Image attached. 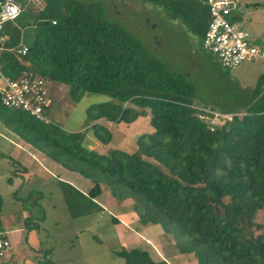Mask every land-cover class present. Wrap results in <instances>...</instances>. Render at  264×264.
Listing matches in <instances>:
<instances>
[{
    "label": "trees",
    "instance_id": "16d2710c",
    "mask_svg": "<svg viewBox=\"0 0 264 264\" xmlns=\"http://www.w3.org/2000/svg\"><path fill=\"white\" fill-rule=\"evenodd\" d=\"M42 1L31 23L36 27L31 44L24 45L15 22L23 11L4 25L1 71L13 79L32 71L64 83L74 101L85 93L116 99L86 108V130L102 144L112 139L102 119L131 123L148 109L153 127L138 136L134 152L101 153L84 144L86 130L67 131L0 102V120L8 129L92 183L83 192L57 180L70 215L101 211L95 199L106 187L116 200H131L140 223L159 225L178 252L193 254L197 264H264V230L257 232L256 221L264 208V73L247 91L221 95L229 102L221 112L232 116L221 125L209 124L195 106L200 94L189 75L152 55L108 16L103 2ZM141 1L162 7L202 43L210 20L205 0ZM233 21L240 22L241 14ZM1 206L0 196V213ZM115 254L124 264H167L139 247Z\"/></svg>",
    "mask_w": 264,
    "mask_h": 264
},
{
    "label": "rangeland",
    "instance_id": "374dc122",
    "mask_svg": "<svg viewBox=\"0 0 264 264\" xmlns=\"http://www.w3.org/2000/svg\"><path fill=\"white\" fill-rule=\"evenodd\" d=\"M99 1L104 3L108 16L134 33L152 55L167 62L173 71L189 75L200 94L195 100V106L204 111L202 117L209 124L221 125L232 116L218 115L222 113L221 106L229 104L227 98L220 96L225 94L227 97L237 79L245 77L241 81L252 88L264 71V60H258L254 64L252 61H244L230 70L227 77L222 76L216 71L215 66L218 65L214 56L202 47L200 38L190 33L182 21L170 19L162 7L141 0ZM237 1L242 23L254 37L264 40V0ZM18 2L23 12L15 22L22 28L24 45H28L33 42L36 34V27L31 24L34 12L43 5V1ZM49 97L51 107L49 106L48 121L67 131L86 130V108L89 105L109 100L117 102L108 95L94 93H85L79 101H74L68 93L67 85L54 81L49 85ZM235 109L238 115L243 114L242 108ZM144 111L135 127L104 123L112 129L115 136L112 135L110 145L94 144L97 141L91 128L85 131L84 144L101 153H107L112 148L136 151L138 136L153 131L149 123V110ZM7 130L0 120V216L3 227L14 243L19 237L16 233H11V230L18 227L25 231L24 239H19L15 255H12L7 264H28V260L31 264H124L123 258L115 254L123 247L148 250L154 260H169L172 264H197L193 254L183 255L176 250L173 238L159 225L140 223L131 200L111 201L110 191L106 187H103V193L98 196L106 209L72 217L56 178L38 179L35 175L29 181L24 180L19 171L20 163L31 164L33 160L27 151L15 145L14 135ZM64 172L60 175L65 178L66 174L71 173L66 170ZM72 174L84 178L79 174ZM256 221L260 224L257 232L264 230V208L258 211Z\"/></svg>",
    "mask_w": 264,
    "mask_h": 264
},
{
    "label": "built area",
    "instance_id": "2783aa9c",
    "mask_svg": "<svg viewBox=\"0 0 264 264\" xmlns=\"http://www.w3.org/2000/svg\"><path fill=\"white\" fill-rule=\"evenodd\" d=\"M210 20L202 38V47L225 70H233L244 61L264 60V45L257 44L252 33L241 22L233 21L240 13L237 0H205ZM22 11L16 0L0 1V45L6 36L4 25L14 21ZM26 46L21 53H26ZM51 80L32 71H23L17 78H10L0 69V102L8 108L21 109L42 121H48ZM201 109V108H200ZM231 116V113H218ZM231 118V117H230ZM12 248L8 231L0 225V258Z\"/></svg>",
    "mask_w": 264,
    "mask_h": 264
},
{
    "label": "crops",
    "instance_id": "0c3cea01",
    "mask_svg": "<svg viewBox=\"0 0 264 264\" xmlns=\"http://www.w3.org/2000/svg\"><path fill=\"white\" fill-rule=\"evenodd\" d=\"M241 24L245 27V25L242 23V16H241ZM184 26H185V24H184ZM190 32V31H189ZM191 33V32H190ZM253 35V34H252ZM253 37H254V35H253ZM254 40H255V42H258L259 44H264L262 41H264V40H262L261 38H258V37H254ZM262 40V41H261ZM211 55V54H210ZM214 60L216 61L215 63H216V65H218V66H215L216 67V71L218 70V73H220L222 76L224 75L225 77H227V74H228V72L229 71H226L225 72V70H223V68L222 67H220L219 66V64L217 63L218 61L214 58ZM258 60H260V59H256V60H254V61H252L251 63H255L256 61H258ZM234 70V69H233ZM216 71L213 73V74H215L216 73ZM232 71V70H231ZM262 73H264V71H262ZM188 75V74H187ZM241 78H243V79H245V77H240V80L239 79H237V81L235 82V85L232 87V89H231V91L232 92H236L237 94H241V93H243L244 91H247L248 89H250V87H249V85H246L245 83H243L242 81H241ZM52 82V81H51ZM58 83V82H57ZM238 85V86H237ZM237 86V87H236ZM252 87H253V85H252ZM199 100H200V98H199ZM127 104V103H126ZM51 107V106H50ZM49 107V108H50ZM49 108L47 109V112H46V115H47V118H48V111H49ZM140 118H142V117H137V119H135L133 122H131V123H124V122H119V123H114V124H116V125H118V126H120V125H123V126H125L126 127V125L127 126H130V125H133L134 127L136 126V124L139 122V119ZM100 122H102L103 124L104 123H106V122H110V121H107V120H100ZM111 123H113V122H111ZM124 123V124H123ZM110 131H111V133H112V135H113V137H115L114 136V134H113V131H112V129L110 128V127H107ZM9 130V132L11 133V134H13L14 135V137H13V140H14V142L16 141V144L15 145H17L21 150H24V151H27V153H28V155H29V157H30V159H32L33 161H32V163L30 164V163H28L27 162V164L26 163H23V162H21L20 163V169H19V171L21 172V174L24 176V180H26V181H29L30 180V177L31 176H37V178L38 179H43V178H46V177H52V178H56V180H58V179H61V180H63V179H65L64 181H68L69 183H71V184H73L74 186H76L78 189H80L81 191H83V192H86V190H89L91 187V182L88 180V179H84V178H80V177H78V176H75V174H72V173H76V172H73V171H70V170H68V169H66V168H64V167H62L60 164H58V163H56L55 161H53L50 157H48L46 154H44L43 152H41V151H39L38 149H36V148H34V147H32V146H30L29 144H27L26 142H24L20 137H18L15 133H13L10 129H8ZM7 130V131H8ZM135 131V130H134ZM133 131V132H134ZM15 139H17V140H15ZM112 140V139H111ZM97 141V140H96ZM13 143V142H12ZM110 143H111V141L108 143V144H104V146H106V145H110ZM94 144H96V145H102V143L100 142H94ZM120 144H122V143H120ZM121 149V148H120ZM1 153V152H0ZM34 162H36V164H34ZM29 164V165H28ZM69 171V172H71V173H69V174H66V178L65 177H63V175H60L61 173H65L64 171ZM76 174H78V173H76ZM80 175V174H79ZM68 176H71V177H68ZM81 176V175H80ZM70 178V179H69ZM35 185V184H34ZM33 185V186H34ZM89 188V189H88ZM103 191H104V189L102 190V193H103ZM88 192V191H87ZM101 195V194H100ZM111 201H115V198L111 195ZM96 202L103 208L101 211H103L104 209H106L105 208V205L99 200V197L97 196L96 197ZM121 203V202H120ZM100 211V212H101ZM99 212V211H98ZM135 215H136V213H135ZM0 225L1 226H3V223H2V220H1V216H0ZM145 225V224H144ZM131 226V225H130ZM11 233H16L15 235H18V239L16 240L17 242H13V240L11 239V242H12V248L10 249V251L4 256V257H2V258H0V264H7V261H9V259L12 257V255H15V250H16V248H17V244H18V242H19V239L20 238H22V239H24V235H25V231L23 230V229H21V228H18V227H15L14 229H12L11 230ZM20 233V234H19ZM29 237H30V232H29V234H28V239H29ZM21 242V241H20ZM20 245V244H19ZM32 246H34V245H31V247ZM35 248V247H34ZM177 250V249H176ZM148 251V250H147ZM178 251V250H177ZM149 252V251H148ZM149 254H150V252H149ZM184 255V254H183ZM184 257V256H183ZM181 258V257H180ZM182 259V258H181ZM26 262V261H25ZM28 262V264H31V262H30V260H28L27 261ZM34 262V261H33ZM166 262H167V264H172V263H170V261L168 260H166ZM26 264V263H25ZM36 264V263H35ZM39 264H43V263H39Z\"/></svg>",
    "mask_w": 264,
    "mask_h": 264
},
{
    "label": "water",
    "instance_id": "95a60500",
    "mask_svg": "<svg viewBox=\"0 0 264 264\" xmlns=\"http://www.w3.org/2000/svg\"><path fill=\"white\" fill-rule=\"evenodd\" d=\"M1 1V0H0Z\"/></svg>",
    "mask_w": 264,
    "mask_h": 264
}]
</instances>
